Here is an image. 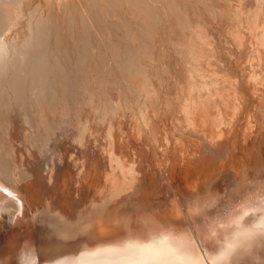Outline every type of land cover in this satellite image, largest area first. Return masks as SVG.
I'll use <instances>...</instances> for the list:
<instances>
[{
	"label": "rangeland",
	"instance_id": "obj_1",
	"mask_svg": "<svg viewBox=\"0 0 264 264\" xmlns=\"http://www.w3.org/2000/svg\"><path fill=\"white\" fill-rule=\"evenodd\" d=\"M25 1L28 2L29 0H24L23 4H25ZM179 1L180 2L182 1V3H180V5L182 6V4H183V6H184V8L182 6V10H187L186 12H187L188 16L187 15L186 16L188 17L187 18L188 22L193 23V24H189L186 20V22L188 24V25L184 24V29H185L186 33H187V31H189V33L191 32L188 28L189 25L191 27H193L195 25L194 26V28H195V27H198V24H199L203 29H205L207 38L210 37L208 39L209 40L211 39V42L216 41L215 43L212 42L213 45L221 42V43H219L220 48L218 47L220 49V51L218 49L213 50L212 48H214V47L212 46L211 43H208V45L206 44V46L204 45L203 47H200V48L198 47L200 50L202 49L201 50L202 53L205 50L207 51V52L205 51L206 53L205 52L203 53V56H205L204 60H206L205 58H207V56H208L207 54L209 53L210 57L208 56V58H207V59H209V62L212 61L213 65H217V66L221 65L219 62H216L214 60V59L218 58V57H216L218 55L219 57L221 56L220 59L223 61V63L227 61L226 63H224L222 65L223 67H224V65H226L225 68L228 67L229 68L228 70H230V71L232 69H234L237 62L235 61V59H232V56H233L232 48L233 49L236 48L235 44H234L236 42H234V41L232 42V38H233L232 35L235 32H237L238 29L234 28V27L237 28L236 25L232 26L233 27L232 28L230 24L228 26V25H225L226 23L223 24L224 22H222V24L224 25V27H223L222 24L219 23L221 21H219L218 19L216 20L217 17L215 16L216 15L215 10H217V9L219 10V8H220L217 5L226 4L227 7L232 8L233 10H242V8H241V6H242L248 10L250 8L254 7L255 9L256 8L257 9L258 8L263 9L262 11H264V3H263L264 0L263 1L262 0H259V1L258 0H247L246 2L248 3V5L250 4L249 2H252V4H250L249 6L247 5L246 2L242 3V0L240 2H238L239 0H237L238 3L234 2L235 4H233V1L231 3V0H219L220 2L218 0H216L219 3L216 2L215 0H206L207 1L206 4L209 3L210 6L207 5V7L205 6L202 8L197 6L198 4H196V2L198 0L197 1L194 0V2H192V0H179ZM199 1H205V0H199ZM30 2H32V0ZM253 2H254V5H253ZM158 3L160 4V2H158ZM214 3L216 4V6L214 5ZM153 4H155V2ZM238 4L239 5L241 4V5L238 6ZM243 4L246 6H244ZM155 6H157V5L155 4L154 7ZM160 6H162L160 13L163 17V19H160V20H164V23H162L163 21L161 22L160 20L158 22L162 23V25H165V26L162 27L161 24H159V23L158 24L161 25L162 28H164V27H166V28H164L165 30L161 28L162 31L164 30L162 32L163 34L161 35L160 34L161 29H160L159 25L156 26L157 25L156 24L155 25L156 27L154 26L153 30H151V31H153L152 32L153 35L155 33L154 37H153V35L151 37H147L148 39L146 38L145 42H144V44L148 47V49L152 50L151 51L152 53L151 54H150V52L148 54L146 53L147 55L143 53L142 55H140V57L138 56V58H141L140 63L143 61L141 63L143 65H141V64L140 65L142 66V68H144V71L146 72V74L143 73L147 77L145 80L149 81V83L151 82L149 86H151L150 87L151 91H153V93H152L153 97L149 98V94H148V101L147 102H149L150 104H154V106L156 108L155 107L152 108L153 105H151L148 107L147 111H145V112H144V110L141 111L140 108L141 107L144 108L142 105V102H143V99H146V96L148 93L147 89L146 88L144 89L142 86L137 88L134 84L131 85V83L129 85L134 86V87H130L128 84L125 85V83H127L126 82L127 78H126V81H124L125 80L124 77L121 74H119V73H124V72H121V71H123L122 66L118 65V61H115V60H117L116 57L115 58L113 56L110 57V55H112L111 54L112 52L111 51L107 52L108 48L106 51L107 53L103 52L105 57H107L108 53H109L110 55L107 58H109L110 60L107 59L108 62H110L111 66H112V64L114 65L116 63L117 66L114 65L115 68L116 67L118 68V66H119V67H121V70L119 72L120 68H118V69L116 68L117 69V72H116V70L114 68L115 72L116 73L119 72V73L116 75H115V73H113V75H111L112 70L110 68H108V66L105 69H103L101 67L103 62H102V60H100L102 58V56L99 59L100 54L97 53V55H96L95 51H93V50H96L97 52H99V50H97V48H95L94 46H93L94 49L92 48L90 52L94 58H97V60H100V62L96 60L97 61L96 63H99L98 64L99 66L97 65V70L95 69L94 72H97V73H94L91 70L89 75L87 74L89 72H86V74L88 75L87 79H86L85 74H84L85 77L84 76L83 77L88 82L90 80L91 82H93L94 85L96 84V86L94 87L89 82V86L91 85L92 87L91 86L90 87L92 89L95 88L94 90L96 92L94 91V93H93V90L90 91V89H88L90 87H88L87 81H85L86 83H84V84H86L87 85L86 87H88V88H86V87L82 88L84 86V84H83L79 90H76V92L79 91L78 92L79 96L81 97V99H83V100L80 99L78 102L76 101L77 104H79V105L82 103L85 104L84 102H86V103H88V105H90V103H92L94 101L93 102L94 105L92 106V104H91L90 106H88L87 104H85L82 106L80 105V107L78 108V106L75 102H74L75 105L74 104L72 105L73 102L71 103V101H68V100H67V102L66 101L63 102V104L65 102L69 104V105L67 104V106L69 108L68 107L66 108V106H64L65 107L64 112L68 113V114L66 113L67 117L70 116L69 114H71V116L72 115L74 116V113H75L76 115L74 116V118L79 116L78 118H81L83 122H86V120H87L86 117L92 116L91 118L89 117L87 120V122L90 124L86 125L87 123L86 124L84 123L85 124L84 125L81 123L82 122L81 119H79V124H80L79 125L78 123H76L78 121V118H76L77 121L76 120L71 121V119L73 120V118H71V117L67 118L66 115H64L65 114L64 113L63 115L67 119L63 118V119H65V120H63L64 124L61 122V125L62 124L63 125L60 126L61 128H63V126L65 125L64 130L61 129L60 127H59V129H61L63 131L66 130L65 134H63L64 133L63 131L60 132V130L57 128L56 131L53 133L54 136H51L52 135V133H51V135L48 136V140H47V136L43 137L44 139H42L41 137H38L36 135L37 133H35L36 131H33L35 129H33L31 127V124L29 123V121L26 122V118L28 117L27 115H28L29 111H28V113L26 115L27 117H26L24 115H21V113L18 110H16V112H12L11 116H13L14 118L13 117H12L13 119L10 118L11 124L8 123L9 124V126L7 127L8 132H6L5 130H7V129H5L4 125L6 123V119L11 114V110L15 106V104L13 102H10V101L2 102L0 104V112L2 111L0 113V115H1L0 116V120H1L0 121V136H1L0 137L1 138L0 143L3 140V138H5L3 140V142L5 141V143L6 144L8 143V145H9L7 147H4L6 144L5 145H3L4 143L0 144V259L2 261L4 260V264H6L7 260L3 259V256L1 254L2 248L3 249L8 248V247L11 248V247H15V245L20 246V248L23 246V249L28 248V247H32L34 260H35L34 264H41V263L43 264V262H45L48 259V258L46 259L45 257H49V253H50L51 249H53V247L60 242L61 238H71L70 243H68L66 246V249H68L69 247L72 249H75L77 247L76 249H78L82 244H84V243L89 244L90 242H92V240L94 239L93 236L96 237L97 235H98V239H100V240L102 239V241L105 239L111 240V239L117 238L119 235H121V231L117 227V225L120 224V222L122 220H124L128 217H131L133 219H137V218H142L145 216H154L157 219H159L160 221H162L163 223H178L181 226L188 227L191 230H193L194 232H196L197 230L200 229L201 225L205 222V217L204 216L193 217V216L189 215V211H188L189 207L195 200H197L198 198H203V197L207 196L210 192H212V193L219 192L225 198L223 201H221L218 204L217 207L219 208V207H222L223 204L225 202H227V200L235 199L238 196L242 195L250 182H252V181H264V93H263L264 92V84H263L264 83V76H263L264 74L262 73L263 77H261L262 78L260 80L261 82L259 81V83H255L254 81L249 82L246 79H242L241 78L242 74L240 75L238 73L240 75V76H238L236 72H235V74L232 72L231 74H234L232 76L233 80L231 78L232 82H231L230 78L226 79V80H222V81L220 79L219 80L220 82L218 81L220 84L217 83V85H216L217 88L220 85L219 86L220 89H215V84H214V86L210 84V82L213 81L212 80L213 78L211 79L212 76L209 78L204 73L203 76L198 77L201 79V81H200V79H197L196 74L190 72V69L188 71L189 67H187V65H186V67H184L185 66L184 63H179L180 67H184V68L180 69V67H179L178 71L180 72V75L182 74V78L184 79V82L187 81L186 82L187 84L185 86L182 83L181 86L179 85V87H178V93H179V96H181L179 98L180 102L178 101V103L182 104L183 106L182 105H180V106H182L184 109L182 107L180 108V106L178 108L177 107L178 103H174V104L172 103L174 101V96L172 95L171 92H169V90L167 91V89H169V87L172 85V84L171 85H169V84L173 82V80H171V82H170V80L168 79L169 77L174 75V72H172L173 75L169 74V73H171V71H173V69H171V67L173 68V64H170V62H168L169 63V65H168V63H167L168 59L167 58H166L167 61L164 60L166 55H167V53H165L166 52L165 50L167 49V46L171 42V38H169V37H171L175 33L176 27H174L175 25H172L171 22L168 23L165 20L166 16L165 17L163 16V14L166 12V10H164V9L168 8L167 10H170L171 8L169 9L168 6L164 7L163 4H160ZM251 6H253V7H251ZM217 7H219V8H217ZM205 8H207V10H209V8H210V11L206 12V10H205V13H204V12L199 10V9L204 10ZM163 10H164V12H162ZM171 10H174V9H171ZM243 10H245V9H243ZM21 11L24 12L23 10H21ZM208 12L210 13V15ZM211 12H212V14H211ZM213 13H214V17H215L214 19L215 20L213 19ZM42 14L45 15V12L42 11ZM23 15H25V14L24 13L21 14V17L18 21L19 23L18 24L16 23L13 26V27L16 26L15 27L16 29L11 26L13 28V31L14 30L17 31L19 28H21L22 26H24L26 24L27 19H26V16L24 17ZM164 15H166V13ZM23 21H25V22H23ZM20 22L22 24L23 23L24 24L22 25V24H20ZM165 22H167V23H165ZM194 22H195V24H194ZM17 25L19 27L18 29H17ZM167 26L169 27L168 29H167ZM225 26H227V27H225ZM11 27L10 26L6 27L8 30L5 29L4 31L5 32L7 31V34H8V31H10L9 29ZM210 27L212 28V32L210 31L211 30ZM221 27H223V29ZM224 28H227V29H224ZM230 28H232V29H230ZM170 29H172L173 31L168 32ZM234 29H235V31L233 32ZM154 30H155V32H154ZM225 30H228L227 31L228 33ZM13 34H15V33H13ZM170 34H171V36H170ZM190 34H189V36L192 35V34L191 35ZM105 35H107L106 37H108L107 33ZM105 35L104 34L102 35V37L104 39H105V37H104ZM163 35H164V37H163ZM220 38H222V40ZM223 38H226L227 40L226 39L224 40ZM168 40H170V41H168ZM224 41H226V42H224ZM230 42L232 45L229 44ZM133 43L132 44L134 47H138V43L136 41H133ZM150 45H152V46H150ZM222 46H224V48H227L226 49V50H228V51H226L227 55H226V52L222 50V48H223ZM209 48L212 49V51L209 50L212 53L208 52ZM155 49H158V50H155ZM160 49H161V51H160ZM214 51H217V53L218 52L219 53L217 54ZM152 55H154L155 58L152 57ZM96 56H98V57H96ZM212 56L215 58L213 59ZM227 57H228V59H227ZM111 58H112V60H111ZM151 58H152V60H151ZM154 59H156V60H154ZM112 61H114V63H111ZM146 61H147V63H146ZM231 61H234V62H231ZM209 62H208V64H209ZM212 62L210 64H212ZM235 62H236V64H234ZM152 64L156 65V67ZM168 67L170 69H167ZM112 68H113V66H112ZM163 70L165 73L164 75L162 74ZM106 71L108 74L106 73ZM157 71H159V72H157ZM167 72H169V73L166 74ZM257 73H259V72H257ZM94 74H96V75H94ZM93 75L96 77V79H97V77H99L97 79V82H99L101 85H99L96 82L94 83L95 77ZM165 75L168 77L167 78L168 83H166V76ZM149 76H151V77L149 78ZM194 76H196V78ZM206 76H207V81H206V79L204 80V77L206 78ZM90 77L94 80L89 79ZM105 77H107V78L105 79ZM112 77H113V79H109ZM119 77H121V78H119ZM189 77H191V78H189ZM192 77H193V79H192ZM189 79L192 81L191 82L188 81ZM194 79L197 80L199 84L200 83L201 84L199 85L197 83V81H195ZM111 81H112V83H111ZM202 81L203 82L205 81V82L203 83ZM208 81H210V82H208ZM226 81H229V83L231 82L233 85L232 88L233 87L234 88L232 89L231 86L229 88V83L227 84V86H225L227 83ZM188 82H190L191 84L197 83L198 85L194 86L195 84H192L193 88L190 89L191 85ZM224 82H226V83H224ZM106 83L107 84L108 83L114 84V86L113 85L111 86L109 84H108L109 85L108 86V85H106ZM204 84H205V86H204ZM155 86H157V87H155ZM184 86L186 87V89H189V90L184 91ZM187 86H189V87H187ZM223 86L225 88L226 87L227 88L225 89ZM98 87L101 89H99ZM106 87H108V88H106ZM104 88L108 89L109 92L104 90ZM195 88L197 91L195 90ZM197 88H199V89H197ZM83 89L85 90V92ZM102 89H103V91H102ZM109 89H111V90H109ZM191 90H194V91H192V93L196 91L198 94L201 90L202 92H204V94L200 93L201 95H198L196 92H195V94L194 93L192 94V93H190ZM206 90H209L208 93H206ZM231 90H232V92L230 93ZM140 91H142V92H140ZM154 91H155V94H154ZM210 91H212V92H210ZM225 91H226V93H225ZM88 92H90V93H88ZM112 93H115V96L117 97L116 99ZM125 93H127V94H125ZM211 93L212 94L214 93L218 99L215 97L214 94H213V96H214L213 97ZM91 94H92V96H91ZM205 94H210L213 98L212 99L213 102L212 101L210 102L207 99H206V102L203 100H202V102H200L201 97H204L202 99L205 100ZM217 94H219V95H217ZM222 94L225 96H223ZM93 95H94V97H93ZM108 95L111 99H109ZM117 95L120 98L122 96V101L118 98ZM182 95L185 97H183ZM192 95H193V97H192ZM194 95H195V97H194ZM202 95H204V96H202ZM189 96H191V97H189ZM80 97H78V98H80ZM85 97H87L86 99L90 98L91 102H90V99L88 101H84ZM104 97H105L106 101H105ZM112 97H114V98H112ZM123 97H124V99H123ZM156 97H158V98H156ZM224 97L225 98L227 97V98L225 99ZM229 97H230V99H229ZM193 98L194 99L199 98L198 100H200V101H198L196 99L191 100ZM117 99H119V102L121 101V103H117V101H118ZM149 99L154 100L155 103L153 101H149ZM156 99H158V100H156ZM223 99H225V100H223ZM186 100L189 101L190 103L189 102L187 103ZM196 101L198 102V104L196 105L197 108L195 107ZM110 102L113 105L110 104ZM203 102H204L203 105H205V103L207 104V105H205V106H207V108L202 105ZM214 102H216V103L214 104ZM114 103H117V104H114ZM208 103H210V105H208ZM217 103H219V104H217ZM6 104L9 106H7ZM71 105L73 107L75 106L74 108H76V109H74L72 107L70 108ZM86 105H87V107H89V108H87L88 110L86 109L87 111L84 109V106L86 108ZM107 105L108 106L109 105L114 106V107L111 106L112 109H108V112L109 113L111 112L110 115L106 111ZM186 105H187V108H189V107L193 108V109H191L190 114L187 113V115L185 112ZM191 105H193V106H191ZM225 105H226V107H225ZM199 106L204 107L206 109L205 111L206 112L208 111L209 114L212 113V114H210L212 116L211 118L213 119V122L217 123V124L214 123L212 125L210 131L206 130L204 125H202V120H201V122L199 121V119H201V118H198V116H196L197 115L196 112H198V113H204L205 112L204 109L203 108L200 109ZM93 107L94 108L96 107V108L94 109ZM120 107H121V110L123 112L120 111ZM218 107H219V109H217ZM7 108H9L8 111L6 110ZM81 108L84 109L83 112H85V115L88 112L87 113L88 116L84 115L82 110H80ZM109 108H110V106H109ZM198 108H199V110H198ZM209 108H210V110H209ZM69 109L70 110L73 109L74 111L72 110V112H71ZM77 109L79 110L78 113H76ZM144 109H146V108H144ZM150 109H151V111H148ZM177 109L181 110V112H183V113H181L179 111L180 114H183V117L179 113H177L178 112V111H176ZM14 110L15 109H13V111ZM114 110H116V111L119 110V113L114 112ZM226 110H227V112H226ZM7 112L9 113V115H7ZM17 112H18V114H17ZM89 112L90 113L93 112V113H91L92 115ZM112 112H113V114H112ZM80 113H83V114L79 115ZM184 114L186 115V117L184 116ZM191 114L192 115L196 114L195 115L196 117L194 115L192 116ZM17 115H19V116H17ZM20 115L22 116L21 119H20ZM83 115H84L86 120H84V117H81ZM116 115H119V116H116ZM126 115H127V117H126ZM141 115L142 116L148 115V117L147 118L145 117L146 119H142ZM179 115H180V117H179ZM220 115H221V117H220ZM190 116L195 117V118H192ZM183 119H185V121ZM96 120L99 123L95 122ZM191 120L193 121V123L191 122ZM66 121L68 122V124ZM72 122H73V124H72ZM74 123H75V125H74ZM119 123H120V125H119ZM178 123H180V124L183 123L182 125L184 128L181 129L182 125H179ZM27 124L30 126H28ZM189 124H190L191 128L193 127L191 130H190ZM10 125H12L13 128L12 127L10 128ZM83 125L87 126L89 129L91 128L92 131L89 130L90 131V132H88L89 135L88 134L85 135V133L83 131H79L80 129H82L81 126H83ZM99 125H102V126H99ZM109 125H111V126H109ZM185 126H188L189 129H187V127H186V130H185ZM194 126L196 128H194ZM94 128H96L95 129L96 131L94 130ZM218 128H220V129H218ZM27 129L29 132L28 133L29 136L27 135V131H26ZM73 129H76V132L79 135H77ZM193 129L195 130V132L194 131L192 132ZM9 131L11 133H9ZM71 131H74V133H75V135L73 137H72L73 132L71 135ZM102 132L104 133L103 135L100 134ZM8 133L11 135H8ZM56 133H58V134H56ZM92 133L95 135H93ZM96 133H97V137H96ZM114 134H115V136H114ZM6 135L9 136L8 137L9 139H7V141H6V137H5ZM89 136L90 137L92 136L93 140L90 139ZM32 137L35 139L37 138V139L35 140ZM106 137H107V139H106ZM10 139H12V143H9L11 141ZM50 139L51 140L53 139L54 141L52 140V142H51ZM89 139L92 141H90ZM100 139H101V142H100ZM44 140L47 142L45 143ZM88 140H89V142H88ZM105 140H107L108 142ZM13 141H14V143H13ZM92 142H93V144H92ZM13 144L16 145L17 147L13 146ZM46 144H48V145H46ZM24 145H25V147H24ZM29 145H31V147ZM27 146H28V148H27ZM52 146H54V147H52ZM12 147H13V150H16L15 152L12 150ZM34 147L38 150L34 149ZM39 147H41V148H39ZM46 147H47V149H46ZM7 148H9V149L11 148V149L9 150ZM50 148L52 150H54V152H53V156L51 158H49V162H47L46 160H48V157L45 156V157H47V159H46L44 157V155H48L49 157L52 155V151ZM83 148H85V149H83ZM41 149L42 150L44 149L43 150L44 153H46L47 151H48V153H46V154L41 153V151H40ZM29 150H30V152H29ZM49 150L51 151V153ZM57 151L59 153H57ZM16 152H18V154ZM33 152H35V153H33ZM55 152H56L57 157L54 154ZM21 153H23V154H21ZM15 155H17V156H15ZM34 155L37 158V161H36ZM16 157H18V158H16ZM55 157H56V159L58 158L60 161L56 160ZM14 158H16V159H14ZM17 159H18V162L16 161ZM51 159L54 162H52V161L50 162ZM44 161L49 166H51L52 164H54V165H52L49 168H46L44 166V164H45ZM87 161H88V163H87ZM47 164H45V165H47ZM45 169H47L46 171H48V172H46ZM50 169H51V171H50ZM42 170L44 171V173ZM50 174H52V175H50ZM31 176H33V177L31 178ZM132 180H134V181H132ZM113 182L114 183L117 182L116 185L115 184L113 185ZM129 182H131V183H129ZM134 182L135 183L137 182L136 185ZM15 183H16V185H15ZM126 184H128L129 186ZM130 184H132V185H130ZM93 188L95 189V191H93L94 190ZM23 190H25V191H23ZM111 191L113 193H110ZM132 194H133V196H132ZM87 196H89V197H87ZM113 196L116 198L115 201L117 203L114 201L115 198ZM112 197H113V199H112ZM104 199H106L107 201L109 200V203L110 204L112 203V204L110 205ZM110 200H113V202L112 201L110 202ZM88 203H90V204L88 205ZM104 204H106V205H104ZM141 205H142V208L140 207ZM104 209H105V211H104ZM134 209H137L136 210L137 212ZM133 210H134V212H133ZM93 211H101V212L103 211L100 214H103V213L104 214L100 217L101 219L99 218V219H96L97 221L94 220V222L93 221L88 222V219L91 218L90 216L92 215L91 213ZM131 211H132V213H131ZM142 211H143V214L141 213ZM77 213H82V214L78 215ZM213 214H214V210H210L207 213L208 216H211ZM74 216L75 217L80 216L79 222H78L79 224H77V225H79V226L81 225L80 228L82 230L77 225L72 226L71 223H69L68 226L66 225L67 220H65L64 218L65 217L74 218ZM114 223H115V225H113ZM89 224L91 226H88ZM93 224H95V225H93ZM82 226H83V228H87L86 226H88L87 230L83 229ZM113 227H114V229H113ZM78 229H80V230H78ZM96 229H98V230H96ZM100 229H102V230H100ZM195 229H197V230H195ZM112 230H113V232H110ZM78 231H81V232H78ZM95 231H97V232H95ZM100 232L104 233V234H100ZM100 235L101 236L104 235V236L100 237ZM108 235H109V239H108ZM105 236H107V237H105ZM48 237L50 239H48ZM104 237H105V239H103ZM42 240H45V241H42ZM86 240H87V242H85ZM17 243H19V244H17ZM48 243H50L49 246H48ZM40 248H42V249L40 250ZM42 250L44 252L45 251L46 252L44 254H42L43 253ZM16 254H18V252H16ZM42 257L45 258V260L43 259L44 261L42 260ZM38 262H40V263H38ZM2 263L0 261V264H2ZM7 264H8V262H7Z\"/></svg>",
	"mask_w": 264,
	"mask_h": 264
},
{
	"label": "bare ground",
	"instance_id": "obj_2",
	"mask_svg": "<svg viewBox=\"0 0 264 264\" xmlns=\"http://www.w3.org/2000/svg\"><path fill=\"white\" fill-rule=\"evenodd\" d=\"M31 0H29L28 2L25 1V4L24 3V0H0V104L2 102H7V101H10V102H13L15 104V106L12 108L11 110V114L9 115V113L7 112V115H9V117L6 119V123H5V129H7V127L9 126L8 123H10V118L13 119L14 117L11 116L12 115V112H16V110H18L21 115H24L26 116L28 111V117L26 118V122L29 121V123L31 124V127L35 130L33 131H36L35 133H37L36 135L38 137H41L42 139H44L43 137L47 136V140H48V136L52 135L51 136H54L53 133L56 131V129L60 126H62L64 123H63V120L67 119V118H73V120L71 119V121H74L78 118H74V116L76 115L74 113V116L71 114H69L70 116L67 117L66 113L67 112H64L65 111V107L66 108L68 107L66 103L67 100L68 101H71L72 105L76 103V101L78 102L81 97L79 96V91L76 92V90H79L82 85L84 83H86L85 81H87L86 79L88 78V75L90 74V71L92 70V72L95 71V69L97 70V65L99 63H96L97 61L100 62V60H102V68L105 69L107 66L108 68H110L112 70V74L115 73L118 74L121 70V67L118 66L119 69V72H117V69L115 68V66H117V64L115 63L114 65L110 64V62H108L107 58L110 54L108 53V56L105 57L104 53H107V52H112L110 55L113 56L114 58L116 57L117 60L115 61H118V65L122 66V70L121 72H124V73H119L121 74L123 77H124V81H126V78H127V83H125V85H129L131 83L134 84L137 88L138 87H143L144 89L146 88L147 89V96H146V99H143V102H142V105L144 108H140L141 111L144 110L147 111L148 107L153 105L154 104H150L148 101V94H149V98L153 97L152 96V93L153 91H151V86L149 81L145 80L147 77L144 75L146 74V72L144 71V68H142L141 64L140 63V60L141 58H138V56L140 57V55H142L143 53L144 54H148L150 52V54L152 53L151 49H148V47L144 44L145 42V39L147 37H151L153 34L151 30H153V27L156 25L158 26L159 24L162 25V23H164V20H160V19H163L162 15H161V9H162V6H160V4H163V6H168L169 9H174V10H167V9H164L166 10V15H164L163 13V16L165 18V20L169 23L171 22L172 25H175L174 27H176V31L175 33L169 37L171 38V42L169 43V45L167 46V49L164 51L165 53H167L166 57L164 60H166V58L168 59L167 63L170 62V64H173V68L171 67V69H173V71H171V73L167 72L166 74H170V75H173L172 72H174V75L171 76V77H167L166 75V83H168L167 81V78L170 80H173L172 83H170L169 85H171L169 87V89H167V91L169 90V92L172 93V95L174 96V101L171 102L174 104V103H178V101L180 102V97L179 96V93H178V87L179 85L181 86V84L183 83V85L186 86V82H184V79L182 78V74L180 75V72L178 71V68L180 67V64L179 63H184L186 67H189L188 68V71L190 69V72L196 74L197 76V79H200L198 78L199 76H203V74L205 73L209 78L211 77V79L213 80L212 82H210L211 85L214 86L215 84V89H220L219 86L217 88V83H219L220 79L221 81L222 80H226V79H229L233 80V75L235 74V72L237 73L238 76H240L241 74V78L242 79H246L247 81H254L255 83H259V81L262 79L261 77L262 76V73L264 74V11H262L263 9H260V8H250L249 10L246 9L245 7H242V10H233L232 8H229L227 7L226 4L224 5H217L219 7V10H215L216 11V20L218 19L220 24H222V22H224L223 24L225 25H228L229 24L232 26L236 25V27H234L235 29H238L237 32H235L233 35H232V42H236L234 43L235 44V47L236 48H232V51H233V56H232V59H235L236 62L234 64L235 65V68L232 69L231 71L228 70L229 68L224 65V67L222 66L224 63L223 61L220 59V57L217 55V51H214L216 52L218 58L214 59L215 57H213V59L216 61V62H219L221 65H213V62L212 64H210L211 62H209V59L208 56H209V53L207 54V58H205L206 60H204V57L203 56V53L206 51H204L203 53L201 52V50L199 49L200 47H203L204 45L206 46V44L208 45V43H211V39L209 40L208 37L206 36V31L205 29H203L199 24H198V27H191L189 25V30L191 31L190 34L189 31H185L184 29V24H187L188 22V15H187V10H182V6L180 5V3H182V1L180 2L179 0H32V2H30ZM157 1V2H156ZM197 1V0H196ZM195 1V2H196ZM216 1V0H215ZM214 1V2H215ZM219 1V0H218ZM216 1V2H218ZM233 1V4H235L234 2H237V0H231V3ZM241 0H239L238 2H240ZM247 0H242V3L243 2H246ZM259 1V0H258ZM263 1V0H262ZM261 1V2H262ZM155 2V4L157 6L154 7L155 4H153ZM160 2V4L158 3ZM192 2H194V0H192ZM200 4H199V3ZM210 2V1H209ZM220 2V1H219ZM218 2V3H219ZM237 2V3H238ZM255 2V1H254ZM254 2H253V5H254ZM158 3V4H157ZM207 1H197L196 4H198L197 6H199L200 8L202 7H207L210 6L209 3L206 4ZM230 3V4H231ZM247 3V2H246ZM250 4H252V2H249ZM264 3V2H263ZM262 3V4H263ZM245 4V3H244ZM243 4V5H244ZM249 4V5H250ZM187 5V4H186ZM214 5L216 6V4L214 3ZM241 5V4H240ZM238 4V6H240ZM248 5V3H247ZM248 5V6H249ZM191 6V5H190ZM233 6V5H232ZM231 6V7H232ZM235 6V5H234ZM246 6V5H244ZM257 6V5H256ZM193 7V6H192ZM214 7V6H213ZM236 7V6H235ZM260 7V6H259ZM184 8V6H183ZM186 9V8H185ZM189 9V8H188ZM195 9V8H194ZM245 9V10H243ZM252 9V10H251ZM21 10H23L24 12H22ZM160 10V11H159ZM164 10L162 12H164ZM200 11L204 12L205 13V10L206 12L207 11H210V8L209 10H207V8H205L204 10H201L199 9ZM257 10V11H256ZM42 11L45 12V15L42 14ZM212 11V10H211ZM197 12V11H196ZM213 12V11H212ZM211 12V14H212ZM24 13L25 15H23L24 17L26 16V24L24 26H20L21 28L18 27L17 25V31L14 30L13 31V27L16 23L18 24L19 22V19L21 17V14ZM209 13V12H208ZM207 13V14H208ZM193 14V13H192ZM206 14V15H207ZM161 15V16H160ZM187 15V16H186ZM191 15V14H190ZM210 15V13H209ZM212 16V15H211ZM211 18V17H210ZM214 13H213V19H214ZM202 19V18H201ZM163 21L162 23L158 22V21ZM187 20V22H186ZM215 20V19H214ZM190 21V20H189ZM25 22V21H23ZM165 22V23H167ZM159 23V24H158ZM189 23V22H188ZM20 24H22L20 22ZM24 24V23H23ZM22 24V25H23ZM189 24H193V23H189ZM195 24V22H194ZM222 24V26L224 27V25ZM159 25L160 29L165 26V25ZM168 25V24H167ZM188 25V24H187ZM8 26H12L8 31V34H7V31L5 32L4 30L7 29L6 27ZM155 26V27H156ZM200 26V27H199ZM210 26V25H209ZM212 26V25H211ZM158 27V28H159ZM173 27V26H172ZM186 27V26H185ZM223 27H221L223 29ZM227 27V26H225ZM166 28V27H164ZM162 28V29H164ZM169 27L167 26V29ZM211 28V27H210ZM216 28V27H215ZM233 28V27H232ZM230 28V29H232ZM16 29V28H15ZM159 29V30H160ZM161 29V32L160 34L162 35L163 30L162 31ZM174 29V30H175ZM196 29V30H195ZM220 29V28H219ZM224 29H227V28H224ZM229 29V28H228ZM235 29L233 30V32L235 31ZM8 30V29H7ZM208 30V29H207ZM16 31V32H15ZM168 31V30H167ZM166 31V32H167ZM173 31L172 29H170L168 32H171ZM212 32V28L210 30ZM226 32L228 30H225ZM155 32V30H154ZM167 32V33H168ZM217 32V31H216ZM215 32V33H216ZM222 32V31H221ZM15 33V34H13ZM108 34V37H106L107 35L105 34ZM157 33V32H156ZM208 33V32H207ZM225 33V32H224ZM223 33V34H224ZM228 33V32H227ZM105 35V39L102 37V35ZM189 34L191 36H189ZM211 34V33H210ZM217 34V33H216ZM226 34V33H225ZM224 34V35H225ZM155 35V33H154ZM153 35V37H154ZM168 36V35H167ZM210 36V35H209ZM221 36V35H220ZM164 37V35H163ZM222 37V36H221ZM226 37V36H225ZM148 39V38H147ZM217 39V38H216ZM222 40V38H220ZM224 40L226 38H223ZM229 39V38H228ZM227 40V39H226ZM133 41H136L138 43V47H134L133 46ZM164 41V40H163ZM167 41V40H166ZM170 41V40H168ZM220 41V40H219ZM216 42V41H215ZM213 42V43H215ZM226 42V41H224ZM228 42V41H227ZM133 43V44H132ZM136 43V44H137ZM147 43V42H146ZM159 43V42H158ZM166 43V42H165ZM221 43V42H219ZM218 43V44H219ZM135 44V45H136ZM154 44V43H153ZM212 44V46L214 48H212L213 50H219L220 51V44ZM231 44V42L229 43ZM156 45V44H155ZM163 45V44H162ZM224 45V44H223ZM232 45V44H231ZM92 46V47H91ZM97 48V50H99V52H97L96 50H93L95 51V54L97 55V53L100 54L99 56V59L100 60H97V58H94L93 55H91V49L94 47ZM152 46V45H150ZM158 46V45H157ZM160 46V45H159ZM199 47V48H198ZM219 47V48H218ZM222 50L223 51H228L226 50L227 48H224V46H222ZM107 48H108V51H107ZM155 48V47H154ZM206 48V47H205ZM211 48L208 49V52H210L209 50L212 51ZM105 50V51H104ZM155 50H158V49H155ZM204 50V49H203ZM107 51V52H106ZM161 51V49H160ZM163 51V50H162ZM231 51V52H232ZM104 52V53H103ZM158 52V51H157ZM207 52V51H206ZM205 52V53H206ZM213 52V53H214ZM94 53V52H93ZM154 53V52H153ZM162 53V52H161ZM212 53V52H210ZM146 54V55H147ZM155 54V53H154ZM159 54V53H158ZM157 54V55H158ZM225 54V53H224ZM223 54V55H224ZM215 55V54H214ZM221 55V54H220ZM226 55H227V52H226ZM225 55V56H226ZM151 56V55H150ZM149 56V57H150ZM160 56V55H159ZM230 56V55H229ZM98 57V56H96ZM152 57H154V55H152ZM210 57V56H209ZM223 57V56H222ZM104 58V59H103ZM155 58V57H154ZM162 58V57H161ZM160 58V59H161ZM224 59V58H223ZM228 59V57H227ZM97 60V61H96ZM110 60V59H109ZM112 60V58H111ZM152 60V58H151ZM156 60V59H154ZM213 60V61H214ZM162 61V60H161ZM229 61V60H228ZM209 62V64H208ZM231 62H234V61H231ZM107 63V64H106ZM111 63H114V61H112ZM147 63V61H146ZM141 64V65H140ZM146 65V64H145ZM154 65V64H152ZM159 65V64H158ZM169 65V63H168ZM213 65V66H212ZM99 66V65H98ZM105 66V67H104ZM110 66V67H109ZM156 67V65H154ZM172 66V65H171ZM151 67V66H150ZM184 67H180V69L184 68ZM234 67V66H233ZM107 68V69H108ZM116 72H115V70ZM231 68V67H230ZM156 69V68H155ZM167 69H170L169 67ZM186 69V68H185ZM184 69V70H185ZM89 70V71H88ZM183 70V71H184ZM110 71V70H109ZM156 71V70H155ZM166 71V70H165ZM187 71V72H188ZM86 72H89L86 74ZM105 72V71H104ZM159 72V71H157ZM234 73V74H231V73ZM259 72V73H257ZM94 73H97V72H94ZM107 73V71H106ZM105 73V74H106ZM144 73V74H143ZM240 75H239V74ZM84 74L86 75V79L84 78ZM92 74V73H91ZM108 74V73H107ZM124 74V75H123ZM163 75L165 74L164 73V70H163ZM96 75V74H94ZM93 75V76H94ZM184 75V74H183ZM84 76V77H83ZM91 76V75H90ZM92 76V77H93ZM119 76V75H118ZM196 76H194L196 78ZM207 76L206 78L204 77V80L206 79L207 81ZM95 77V76H94ZM93 77V78H94ZM109 77V76H108ZM122 77V78H123ZM151 76H149L150 78ZM188 77V76H187ZM99 77H97L98 79ZM107 77H105L106 79ZM121 78V77H119ZM191 78V77H189ZM85 79V80H84ZM89 79H92L91 77ZM97 79L95 77V80H94V83H98L99 85H101L99 82H97ZM102 79V78H101ZM109 79H113L112 78H109ZM157 79V78H156ZM155 79V80H156ZM193 79V77H192ZM108 80V79H107ZM106 80V81H107ZM115 80V79H114ZM195 80V79H194ZM209 80V79H208ZM229 80V81H230ZM231 80V82H232ZM109 81V80H108ZM123 81V80H122ZM123 81V82H124ZM151 81V80H150ZM157 81V80H156ZM188 81H192V80H188ZM197 81V80H195ZM201 81V79H200ZM219 81V82H218ZM229 81H226L224 83H226L225 86H227V84L229 83ZM88 82V81H87ZM90 84H92V86H96V84L94 85L93 82H91L89 80ZM89 82H88V87L89 86ZM160 82V81H159ZM188 82V83H190ZM203 82V81H202ZM205 82V81H204ZM203 82V83H204ZM229 83V88L231 86L232 88V83ZM261 82V81H260ZM105 83V82H104ZM112 83V81H111ZM114 83V82H113ZM119 83V82H118ZM149 83V84H148ZM198 83V81H197ZM197 83H192V84H195L194 86L198 85ZM109 85H113L114 84H110L108 83ZM106 83V85H108ZM190 83V89H192L193 85ZM201 84V83H200ZM199 84V85H200ZM220 84V83H219ZM264 84V83H263ZM105 85V86H106ZM108 85V86H109ZM158 85V84H157ZM203 85V84H202ZM223 85V84H222ZM87 85L84 84V87H86ZM91 86V87H92ZM104 86V85H103ZM110 86V87H111ZM130 86V85H129ZM161 86V85H160ZM184 86V91H188L189 89H186V87ZM187 86V87H189ZM205 86V84H204ZM235 86V85H234ZM86 87V88H88ZM88 88L91 90H93V93H94V89L92 88ZM126 87V86H125ZM130 87H134V86H130ZM157 87V86H155ZM199 87V86H198ZM201 87V86H200ZM222 87V86H221ZM224 87V86H223ZM99 88V87H98ZM108 88V87H106ZM104 88V90L108 91V89ZM112 88V87H111ZM129 88V87H128ZM204 88V87H203ZM225 88V87H224ZM227 88V87H226ZM225 88V89H226ZM234 88V87H233ZM232 88V89H233ZM87 89V90H88ZM97 89V88H96ZM101 89V88H99ZM121 89V88H120ZM124 89V88H123ZM122 89V90H123ZM126 89V88H125ZM130 89V88H129ZM142 89V88H141ZM159 89V88H158ZM157 89V90H158ZM199 89V88H197ZM201 89V88H200ZM206 89V88H205ZM238 89V88H237ZM84 90V89H83ZM111 90V89H109ZM131 90V89H130ZM143 90V89H142ZM180 90V89H179ZM182 90V89H181ZM196 90V88H195ZM246 90V89H245ZM263 90V89H262ZM261 90V91H262ZM103 91V89H102ZM114 91V90H113ZM112 91V92H113ZM125 91V90H124ZM138 91V90H137ZM192 91L194 90H191L190 93H192ZM197 91V90H196ZM195 91V92H196ZM205 91V90H204ZM209 90H206V93H208ZM217 91V90H216ZM215 91V92H216ZM227 91V90H226ZM225 91V93H226ZM244 91V90H243ZM85 92V90H84ZM96 92V91H95ZM98 92V91H97ZM101 92V91H100ZM105 92V91H104ZM109 92V91H108ZM117 92V91H116ZM127 92V91H126ZM130 92V91H129ZM132 92V91H131ZM142 92V91H140ZM183 92V91H182ZM195 92H193L195 94ZM199 92V91H198ZM212 92V91H210ZM232 92V90L230 91V93ZM83 93V92H82ZM90 93V92H88ZM118 93V92H117ZM116 93V94H117ZM134 93V92H133ZM161 93V92H160ZM184 93V92H183ZM189 93V92H188ZM189 93V94H190ZM192 93V94H193ZM197 93V92H196ZM200 93L204 94V92H202L200 90L199 94L198 95H201ZM229 93V94H230ZM264 93V92H263ZM86 94V93H85ZM84 94V95H85ZM103 94V93H102ZM111 94V93H110ZM113 96L115 97V99L117 98L115 96V93H112ZM123 94V93H122ZM127 94V93H125ZM124 94V95H125ZM154 94H155V91H154ZM153 94V95H154ZM170 94V93H169ZM181 94V93H180ZM212 94V93H211ZM214 94V93H213ZM212 94V96H213ZM83 95V94H82ZM95 95V94H94ZM93 95V97H94ZM107 95V94H106ZM120 95V94H119ZM133 95V94H132ZM191 95V94H190ZM215 95V94H214ZM219 95V94H217ZM221 95V94H220ZM223 95V94H222ZM242 95V94H241ZM86 96V95H85ZM92 96V94H91ZM118 96V95H117ZM127 96V95H126ZM144 96V97H145ZM183 96V95H182ZM204 96V95H202ZM212 96L210 94H205V100L202 99L204 97H201V101H205L206 102V99L208 101H212ZM225 96V95H223ZM227 96V95H226ZM231 96V95H230ZM80 97V98H78ZM92 97V98H93ZM109 97V95H108ZM112 97V98H114ZM134 97V96H133ZM136 97V96H135ZM155 97V96H154ZM160 97V96H159ZM170 97V96H169ZM185 97V96H183ZM191 97V96H189ZM193 97V95H192ZM195 97V95H194ZM199 97V96H198ZM214 97V96H213ZM215 97L217 98V96L215 95ZM87 97H85L84 101H88L89 99H86ZM99 98V97H98ZM103 98V97H102ZM118 98L122 101V96L121 98L118 96ZM129 98V97H128ZM127 98V99H128ZM158 98V97H156ZM187 98V97H186ZM220 98V97H219ZM225 98V97H224ZM227 98V97H226ZM225 98V99H226ZM95 99V98H94ZM105 99V97H104ZM109 99H111L109 97ZM119 99H117V103H121V101L119 102ZM124 99V97H123ZM138 99V98H137ZM153 99V98H152ZM160 99V98H159ZM184 99V98H183ZM194 98L191 99V100H195ZM218 99V98H217ZM223 99V100H225ZM230 99V97H229ZM83 100V99H81ZM97 100V99H96ZM99 100V99H98ZM158 100V99H156ZM166 100V99H165ZM190 100V101H191ZM66 101L64 104L63 102ZM93 101V100H92ZM106 101V99H105ZM110 101V100H109ZM116 101V100H115ZM114 101V102H115ZM142 101V100H141ZM149 101H153L154 100H151L149 99ZM187 101V100H186ZM207 101V102H208ZM220 101V100H219ZM75 102V103H74ZM90 102H91V99H90ZM94 102V101H93ZM92 103H90V105L92 104V106L94 105ZM99 102V101H98ZM108 102V101H107ZM106 102V103H107ZM134 102V101H133ZM152 102V103H153ZM158 102V101H157ZM169 102V101H168ZM189 101H187L188 103ZM199 102V103H200ZM213 102V101H212ZM82 103V102H81ZM85 104L88 105V103L84 102ZM105 103V104H106ZM117 103H114V104H117ZM123 103V102H122ZM147 103V104H146ZM155 103V102H154ZM182 103V102H181ZM190 103V102H189ZM216 102H214L215 104ZM229 103V102H228ZM77 104V103H76ZM85 104H80L81 106L82 105H85ZM104 104V105H105ZM110 104H112L110 102ZM184 104V103H183ZM194 104V103H193ZM198 102L196 101L195 102V107L197 108V105ZM201 104V103H200ZM204 104V102L202 103V105ZM219 104V103H217ZM223 104V103H222ZM7 105V104H6ZM69 105V104H68ZM70 106V108H74L73 106ZM79 104H77L78 108L80 107ZM86 105V108L84 106V109L86 110L87 107ZM88 105V106H90ZM97 105V104H96ZM100 105V104H99ZM113 105V104H112ZM112 105H107V112H108V109H112L111 106ZM138 105V104H137ZM141 105V104H140ZM182 105V104H177V107L179 108V106ZM205 105H207L205 103ZM203 105L204 107L207 108V106ZM208 105H210V103H208ZM230 105V104H229ZM260 105V104H259ZM9 106V105H7ZM169 106V105H168ZM183 106V105H182ZM180 106V108L182 107ZM193 106V105H191ZM216 106V105H215ZM214 106V107H215ZM2 107V106H1ZM104 107V106H103ZM114 107V106H112ZM137 107V106H136ZM174 107V106H173ZM176 107V108H177ZM194 107V108H195ZM204 107H200V109H204V111L206 110ZM221 107V106H220ZM224 107V106H223ZM226 107V105H225ZM11 108V107H10ZM69 108V107H68ZM91 108V107H90ZM94 108V107H93ZM96 108V107H95ZM94 108V109H95ZM98 108V107H97ZM100 108V107H99ZM105 108V107H104ZM156 108V107H155ZM154 108V109H155ZM183 108V107H182ZM198 108V110H199ZM212 108V107H211ZM222 108V107H221ZM9 108H7L6 110L8 111ZM13 109H15L13 111ZM76 109V108H74ZM84 109H80L82 110V112L84 111ZM93 109V110H94ZM138 109V108H137ZM184 109V108H183ZM182 109V110H183ZM191 109L193 108H187V105L185 107V112H186V115L187 113L190 114V111ZM215 109V108H214ZM219 109V107L217 108ZM229 109V108H228ZM237 109V108H236ZM257 109V108H256ZM70 110V109H69ZM73 110V109H72ZM72 110H70L72 112ZM88 110V109H87ZM86 110V111H87ZM175 110V109H174ZM210 110V108H209ZM216 110V109H215ZM74 111V110H73ZM78 109H77V112L78 113ZM90 111V110H89ZM100 111V110H99ZM111 111V110H110ZM120 111L123 112L121 110V107H120ZM137 111V110H136ZM148 111H151L148 110ZM178 111L177 113L180 114L181 110H176ZM180 111V112H179ZM203 111V112H204ZM2 112V111H1ZM0 112V113H1ZM70 112V113H71ZM97 112V111H96ZM114 112H118L119 113V110L116 111L114 110ZM120 112V113H121ZM126 112V111H125ZM196 112V111H195ZM200 112V111H199ZM216 112V111H215ZM219 112V111H218ZM227 112V110H226ZM65 113V114H64ZM84 115H85V112H83ZM83 113H80L79 115L83 114ZM88 113V112H87ZM86 113L85 116H88ZM90 113V112H89ZM93 113V112H91ZM90 113V114H91ZM109 113V112H108ZM127 113V112H126ZM183 113V112H181ZM194 113V112H193ZM223 113V112H222ZM229 113V112H228ZM18 114V112H17ZM66 115L67 118H65L64 115ZM68 114V113H67ZM99 114V113H98ZM107 114V113H106ZM111 114V112L109 113V115ZM113 114V112H112ZM116 114V113H115ZM124 114V113H123ZM129 114V113H128ZM143 114V113H142ZM148 114V113H147ZM197 114V115H196ZM196 116H198V118H201L199 119V121L201 122L202 120V125H204V127L206 128V130H209L211 129L212 125L215 123L213 122V119L211 118L212 116L209 114V112L205 111L204 113H198L196 112ZM16 115V114H15ZM20 115V119H21V116ZM78 115V114H77ZM81 116V117H84ZM92 115V114H91ZM182 117H183V114H180ZM179 115V117H180ZM186 115L184 114V116L186 117ZM192 115V114H191ZM194 115V114H193ZM192 115V116H193ZM194 115V116H195ZM1 116V115H0ZM19 116V115H17ZM16 116V117H17ZM116 116H119V115H116ZM142 116V115H141ZM190 116V117H192ZM195 116V117H196ZM214 116V115H213ZM13 117V118H12ZM91 118L92 116H88L86 117L87 120L88 118ZM127 117V115H126ZM125 117V118H126ZM148 117L147 116H142V119H146ZM195 117H192V118H195ZM216 117V116H215ZM221 117V115H220ZM227 117V116H226ZM65 118V119H63ZM124 118V117H123ZM132 118V117H131ZM2 119V118H1ZM25 119V118H24ZM29 119V120H28ZM79 119L81 118H78V121L76 123L79 124ZM102 119V118H101ZM113 119V118H112ZM111 119V120H112ZM120 119V118H119ZM217 119V118H216ZM215 119V120H216ZM5 120V119H4ZM84 120L85 117H84ZM86 120V122H83L82 119H81V123L82 124H90L88 123ZM148 120V119H147ZM146 120V121H147ZM185 121V119H183ZM190 120V119H189ZM196 120V119H195ZM1 121V120H0ZM13 121V120H12ZM15 121V120H14ZM20 121V120H19ZM70 121V122H71ZM90 121V120H89ZM103 121V120H102ZM125 121V120H124ZM131 121V120H130ZM143 121V120H142ZM145 121V122H146ZM198 121V120H197ZM25 122V123H26ZM61 122L63 123L61 125ZM67 122V121H66ZM94 122V121H93ZM97 122V120L95 121ZM152 122V121H151ZM177 122V121H176ZM182 122V121H181ZM191 122L193 123V121L191 120ZM190 122V123H191ZM20 123V122H19ZM28 123V124H29ZM99 123V122H97ZM105 123V122H104ZM109 123V122H108ZM126 123V122H125ZM195 123V122H194ZM198 123V122H197ZM11 124V123H10ZM13 124V123H12ZM27 124V125H28ZM66 124V123H65ZM68 124V122H67ZM73 124V122H72ZM71 124V125H72ZM84 124V125H85ZM106 124V123H105ZM111 124V123H110ZM179 125H182L180 123H178ZM186 124V123H185ZM184 124V125H185ZM217 124V123H215ZM14 125V124H13ZM75 125V123H74ZM80 125V124H79ZM81 126L82 129H80L79 131H83L85 133V135L88 134V132L92 131L91 128L89 129L87 126ZM103 125V124H102ZM102 125H99V126H102ZM113 125V124H112ZM120 125V123H119ZM187 125V124H186ZM194 125V124H193ZM252 125V124H251ZM30 126V125H28ZM65 126V125H64ZM64 126L63 129L64 130ZM90 126V125H89ZM98 126V125H97ZM111 126V125H109ZM132 126V125H131ZM190 126V124H189ZM219 126V125H218ZM223 126V125H222ZM12 127V125H10V128ZM80 127V126H79ZM92 127V126H91ZM96 127V126H95ZM106 127V126H105ZM114 127V126H113ZM112 127V128H113ZM186 127L187 129L188 126H185V130H186ZM200 127V126H199ZM13 128V127H12ZM22 128V127H21ZM25 128V127H24ZM30 128V127H29ZM75 128V127H74ZM78 128V127H77ZM93 128V127H92ZM100 128V127H99ZM153 128V127H152ZM183 125L181 126V129H183ZM193 128V127H192ZM191 126H190V130L192 129ZM194 128H196L194 126ZM203 128V127H202ZM221 128V127H220ZM218 128V129H220ZM4 129V130H5ZM60 130L63 131V130ZM96 128H94L95 130ZM111 129V128H110ZM114 129V128H113ZM204 129V128H203ZM10 130V129H9ZM75 132H76V129H73ZM90 130V131H89ZM189 130V131H190ZM198 130V129H197ZM205 130V129H204ZM214 130V129H213ZM6 132H8V129L5 130ZM27 131V135L29 136V132H28V129L26 130ZM66 131V130H65ZM65 131H63L62 133L65 134ZM74 131H71V135H72V132H73V135L72 137L75 135ZM96 131V130H95ZM94 131V132H95ZM195 132V130L193 129L192 132ZM200 131V130H199ZM218 131V130H217ZM5 132V133H6ZM109 132V131H108ZM114 132V131H113ZM125 132V131H124ZM186 132V131H185ZM197 132V131H196ZM9 133H11L9 131ZM8 135H11L9 134ZM34 133V134H35ZM83 133V134H84ZM199 133V132H198ZM7 134V133H6ZM48 134V135H47ZM58 134V133H56ZM77 135H79L77 132H76ZM82 134V133H81ZM93 134V133H92ZM101 135H103L104 133H100ZM2 135V134H1ZM60 135V134H59ZM76 135V136H77ZM89 135V134H88ZM95 135V134H93ZM199 135V134H198ZM219 135V134H218ZM221 135V134H220ZM15 136V135H14ZM27 136V137H28ZM33 136V135H32ZM35 136V135H34ZM36 136V137H37ZM63 136V135H62ZM61 136V137H62ZM68 136V135H67ZM83 136V135H82ZM81 136V137H82ZM115 136V134H114ZM194 136V135H193ZM207 136V135H206ZM1 137V136H0ZM3 137V136H2ZM6 137V141L7 139H9L8 137L9 136H5ZM58 137V136H57ZM79 137V136H78ZM86 137V136H85ZM90 137V136H89ZM95 137V136H94ZM96 137H97V133H96ZM95 137V138H96ZM103 137V136H102ZM220 137V136H219ZM12 138V137H11ZM33 138V137H32ZM56 138V137H55ZM63 138V137H62ZM99 138V137H98ZM104 138V137H103ZM115 138V137H114ZM197 138V137H196ZM208 138V137H207ZM1 139V138H0ZM5 138H3L4 140ZM35 139V138H33ZM37 139V138H36ZM35 139V140H36ZM39 139V138H38ZM46 139V138H45ZM90 139L93 140V137L91 136ZM89 139V140H90ZM97 139V138H96ZM107 139V137H106ZM3 140L1 141V143L3 145H5V141L3 142ZM11 140V141H10ZM9 143H12V139H10ZM28 140V139H27ZM51 140V139H50ZM53 140V139H52ZM51 140V142H52ZM88 140V142H89ZM90 140V141H92ZM104 140V139H103ZM115 140V139H114ZM207 140V139H206ZM214 140V139H213ZM16 141V140H15ZM29 141V140H28ZM27 141V142H28ZM38 141V140H37ZM45 141V140H44ZM54 141V140H53ZM59 141V140H58ZM57 141V142H58ZM87 141V140H86ZM99 141V140H98ZM97 141V142H98ZM107 141V140H105ZM210 141V140H209ZM212 141V140H211ZM216 141V140H215ZM40 142V141H39ZM47 141H45L46 143ZM49 142V141H48ZM100 142H101V139H100ZM99 142V143H100ZM104 142V141H103ZM102 142V143H103ZM108 142V141H107ZM213 142V141H212ZM211 142V143H212ZM0 143V144H1ZM14 143V141H13ZM43 143V142H42ZM50 143V142H49ZM93 144V142H92ZM11 145V144H10ZM44 145V144H43ZM48 145V144H46ZM55 145V144H54ZM2 146V145H1ZM9 146L8 143L4 146V147H7ZM12 146V145H11ZM13 146H16L13 144ZM31 147V145H29ZM65 146V145H64ZM96 146V145H95ZM17 147V146H16ZM25 147V145H24ZM43 147V146H42ZM49 147V146H48ZM51 147V146H50ZM54 147V146H52ZM28 148V146H27ZM41 148V147H39ZM86 148V147H85ZM83 148V149H85ZM100 148V147H99ZM102 148V147H101ZM9 149V148H7ZM11 149V148H10ZM9 149V150H10ZM34 149H36L34 147ZM47 149V147H46ZM51 149V148H50ZM12 150H13V147H12ZM31 150V149H30ZM29 150V152H30ZM38 150V149H36ZM44 150V149H43ZM43 150L41 149V153H44ZM14 152L16 150H13ZM12 151V152H13ZM27 151V150H26ZM32 151V150H31ZM47 151V150H46ZM50 151V150H49ZM52 151V155L50 154ZM50 151V157L48 155H44L46 153H48V151L46 153H44V157L47 156L48 157V160L47 157H45L46 161L49 162V158H51L53 156V152L54 150L51 149ZM56 151V150H55ZM116 151V150H115ZM28 152V153H29ZM6 153V152H5ZM18 154V152H16ZM27 153V152H26ZM35 153V152H33ZM57 153H59L57 151ZM23 154V153H21ZM55 156H56V152L54 153ZM104 154V153H103ZM124 154V153H123ZM62 155V154H61ZM118 155V154H117ZM125 155V154H124ZM5 156V155H4ZM7 156V155H6ZM17 156V155H15ZM37 156V155H36ZM121 156V155H120ZM2 157V156H1ZM14 157V156H13ZM35 157V155H34ZM57 157V156H56ZM55 157V159H56ZM63 157V156H62ZM18 158V157H16ZM14 158V159H16ZM33 158V157H32ZM39 158V157H38ZM36 161H37V158L35 157ZM53 159V158H52ZM52 159L50 160V162L52 161ZM87 159V158H86ZM3 160V159H2ZM54 160V159H53ZM56 160H59L58 158ZM62 160V159H61ZM18 162V159L16 160ZM15 161V162H16ZM35 161V160H34ZM60 161V160H59ZM97 161V160H96ZM130 161V160H129ZM54 162V161H52ZM58 162V161H57ZM56 162V163H57ZM63 162V161H62ZM123 162V161H122ZM9 163V162H8ZM37 163V162H36ZM45 164H47L45 161H44ZM88 163V161H87ZM130 163V162H129ZM18 164V163H17ZM26 164V163H25ZM44 166L46 168H49L51 166H49L48 164ZM76 164V163H75ZM29 165V164H28ZM31 165V164H30ZM54 167V166H53ZM66 168V167H65ZM29 169V168H28ZM67 169V168H66ZM69 169V168H68ZM44 170V169H43ZM42 170V171H43ZM47 169H45L46 171ZM55 170V169H54ZM78 170V169H77ZM88 170V169H87ZM86 170V171H87ZM51 171V169H50ZM67 171V170H66ZM118 171V170H117ZM34 172V171H33ZM48 172V171H46ZM44 173V171H43ZM63 173V172H62ZM24 174V173H23ZM31 174V173H30ZM65 174V173H64ZM29 175V174H28ZM45 175V174H44ZM52 175V174H50ZM54 175V174H53ZM70 175V174H69ZM93 175V174H92ZM131 175V174H130ZM63 176V175H62ZM33 176H31L32 178ZM50 177V176H49ZM57 177V176H56ZM59 177V176H58ZM110 177V176H109ZM107 178V177H106ZM132 178V177H131ZM34 179V178H33ZM37 179V178H36ZM50 179V178H49ZM115 179V178H114ZM113 179V180H114ZM28 180V179H27ZM116 180V179H115ZM114 180V181H115ZM128 180V179H127ZM46 181V180H45ZM130 181V180H129ZM134 181V180H132ZM131 181V182H132ZM112 182V181H111ZM121 182V181H120ZM129 182V183H131ZM139 182V181H138ZM117 183V182H116ZM116 183L113 182V185ZM125 183V182H124ZM127 183V182H126ZM135 183V182H134ZM137 183V182H136ZM135 183V185H136ZM133 184V183H132ZM130 184V185H132ZM16 185V183H15ZM128 185V184H126ZM142 185V184H141ZM129 186V185H128ZM140 186V185H139ZM138 186V187H139ZM131 187V186H130ZM135 187V186H134ZM20 188V187H19ZM107 188V187H106ZM127 188V187H126ZM94 189V188H93ZM112 189V188H111ZM106 190V189H105ZM20 191V190H19ZM25 191V190H23ZM91 191V190H90ZM95 191V189L93 190ZM113 191V190H112ZM110 192V193H113V192ZM118 192V191H117ZM75 193V192H74ZM81 193V192H80ZM98 193V192H97ZM120 193V192H119ZM136 193V192H135ZM23 194V193H22ZM25 194V193H24ZM101 195V194H100ZM122 195V194H121ZM131 195V194H130ZM136 195V194H135ZM133 196V194H132ZM89 197V196H87ZM110 197V196H109ZM114 197V196H113ZM112 197V199H113ZM119 197V196H118ZM102 198V197H101ZM115 198V197H114ZM136 199V198H135ZM106 200V199H104ZM103 200V201H104ZM116 200V198L114 199V201ZM120 200V199H119ZM94 201V200H93ZM107 201V200H106ZM113 202V200H110V202ZM125 201V200H124ZM95 202V201H94ZM109 203V200L107 201ZM116 202V201H115ZM107 203V204H108ZM117 203V202H116ZM74 204V203H73ZM79 204V203H78ZM90 203H88L89 205ZM110 204V203H109ZM112 204V203H111ZM110 204V205H111ZM106 205V204H104ZM80 206V205H79ZM84 206V205H83ZM142 208V205L140 206ZM146 207V206H145ZM79 208V207H78ZM91 208V207H90ZM140 208V209H141ZM75 209V208H74ZM89 210V209H88ZM87 210V211H88ZM92 210V209H91ZM102 210V209H101ZM135 211L137 209H134ZM133 210V212H134ZM75 211V210H74ZM105 211V209H104ZM53 212V211H52ZM103 212V211H102ZM101 211H93L91 214V218L88 219V222H94V220L96 219H99L103 214H100L102 213ZM137 212V211H136ZM135 212V213H136ZM145 212V211H144ZM75 213V212H74ZM86 213V212H85ZM106 213V212H105ZM132 213V211H131ZM130 213V214H131ZM134 213V214H135ZM140 213V212H139ZM143 214V211L141 212ZM73 214V213H72ZM78 215L79 214H82V213H77ZM138 215V214H137ZM140 215V214H139ZM77 217V218H76ZM74 216V218H70V217H65L64 219L67 220V223L66 225L68 226L69 223L73 225H77L79 224V217L80 216ZM110 218V217H109ZM101 219V218H100ZM120 220V219H119ZM97 221V220H96ZM95 221V222H96ZM99 221V220H98ZM118 221V220H117ZM83 224V223H82ZM97 224V223H96ZM95 225V224H93ZM115 225V223L113 224ZM71 226V227H72ZM79 228L80 226L77 225ZM88 226H91L90 224ZM88 226H86L88 228ZM40 228V227H39ZM83 228V226H82ZM87 228H83L85 230H87ZM44 229V228H43ZM77 229V228H76ZM81 229V228H80ZM78 229V230H80ZM114 229V227H113ZM29 230V229H28ZM57 230V229H56ZM82 230V229H81ZM98 230V229H96ZM102 230V229H100ZM197 230V229H195ZM30 231V230H29ZM94 231V230H93ZM109 231V230H108ZM198 231V230H197ZM50 232V231H49ZM61 232V231H60ZM78 232H81V231H78ZM84 232V231H83ZM97 232V231H95ZM110 232H113L110 231ZM98 234V233H97ZM100 234H104V233H101ZM109 234V233H108ZM55 235V234H54ZM80 235V234H79ZM106 235V234H105ZM86 236V235H85ZM88 236V235H87ZM104 236V235H102ZM100 235V237H102ZM42 237V236H41ZM58 237V236H57ZM94 239L92 240V242H90L89 244H92V243H97V242H101L102 239H98V235L95 237L93 236ZM107 237V236H105ZM105 237L103 239H105ZM32 238V237H31ZM40 238V237H39ZM47 238V237H46ZM43 239V238H42ZM48 239H50L48 237ZM87 239V238H86ZM108 239H109V235H108ZM116 239V238H114ZM39 240V239H38ZM55 240V239H54ZM57 240V239H56ZM74 240V239H73ZM78 240V239H77ZM83 240V239H82ZM88 240V239H87ZM87 240L85 242H87ZM106 240V239H105ZM110 240V239H109ZM42 241H45V240H42ZM48 241V240H47ZM52 241V240H51ZM72 241V240H71ZM75 241V240H74ZM104 241V240H103ZM50 242V241H49ZM59 242V241H58ZM46 243V242H45ZM57 243V242H56ZM83 243V242H82ZM19 244V243H17ZM30 244V243H29ZM32 244V243H31ZM38 244V243H37ZM50 243H48V246H49ZM54 244V243H53ZM76 244V243H75ZM78 244V243H77ZM34 245V244H33ZM73 246V245H72ZM40 247V246H39ZM38 247V248H39ZM37 248V249H38ZM49 248V247H48ZM77 248V247H76ZM72 249V248H68L66 250H69V251H75L77 249ZM42 248H40L41 250ZM47 249V248H46ZM51 249V248H50ZM39 250V251H40ZM52 250V249H51ZM2 256H3V259H6V264L8 262V264H34V255H33V249L32 247H28V248H24L23 249V246L20 248V246L18 245H15V247H8V248H5L3 249L2 248ZM43 251V250H42ZM41 251V252H42ZM16 252H18V254H16ZM46 252V251H45ZM43 251L42 254L45 253ZM41 254V255H42ZM48 254V253H47ZM36 256V255H35ZM43 256V255H42ZM40 258V257H39ZM46 259L49 257H45ZM45 258L42 257V260ZM43 260V261H44ZM1 263L4 264V260L2 261L0 259ZM40 263V262H38ZM42 264V263H41ZM43 264H45V262H43Z\"/></svg>",
	"mask_w": 264,
	"mask_h": 264
},
{
	"label": "clouds",
	"instance_id": "obj_3",
	"mask_svg": "<svg viewBox=\"0 0 264 264\" xmlns=\"http://www.w3.org/2000/svg\"><path fill=\"white\" fill-rule=\"evenodd\" d=\"M224 199L210 192L190 205L189 215L205 217L196 232L154 216L128 217L116 239L69 251L71 238H61L45 264H264V181L218 208Z\"/></svg>",
	"mask_w": 264,
	"mask_h": 264
}]
</instances>
